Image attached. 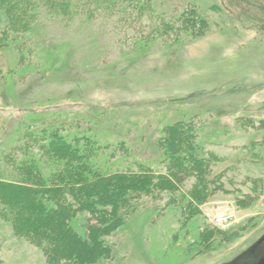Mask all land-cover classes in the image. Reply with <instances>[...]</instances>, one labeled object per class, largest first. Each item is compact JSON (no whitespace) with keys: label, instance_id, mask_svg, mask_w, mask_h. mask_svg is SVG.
Listing matches in <instances>:
<instances>
[{"label":"rangeland","instance_id":"374dc122","mask_svg":"<svg viewBox=\"0 0 264 264\" xmlns=\"http://www.w3.org/2000/svg\"><path fill=\"white\" fill-rule=\"evenodd\" d=\"M75 2L63 16L40 1L0 4V153L60 124L95 138L89 155L106 170L167 174L164 130L182 123L218 187L190 196L195 178L178 169L172 186L118 207L100 236L110 256L91 264H264V0ZM19 12L31 20L20 27ZM190 12L203 31L182 30ZM226 205L235 221L212 224ZM8 220L0 264H52Z\"/></svg>","mask_w":264,"mask_h":264},{"label":"trees","instance_id":"16d2710c","mask_svg":"<svg viewBox=\"0 0 264 264\" xmlns=\"http://www.w3.org/2000/svg\"><path fill=\"white\" fill-rule=\"evenodd\" d=\"M37 1L57 16H63L62 12L66 13L71 2L0 0V4L11 7L23 2L22 6H26L23 12H26L27 7H32V3ZM85 1L93 5L101 2ZM83 3L86 2L79 5L83 7ZM190 14L191 24L187 28L182 24V30L192 29L197 22L200 31L206 27L204 19L196 13ZM5 19L9 20L8 17ZM29 19H23L19 12L11 16L10 22H18L20 27L24 26V20L30 22ZM192 32L199 33V30L192 29ZM6 33L7 30L0 29V46L8 44ZM40 126V135L26 130L32 143L27 145V150L19 144L18 148L0 153V216L11 221L16 234L36 241L49 263L63 260L64 264H91L99 258L109 257L110 248L100 236L119 224L118 207L122 203L130 204L129 200L133 198L148 195L154 186H167L168 183L172 186L171 179L179 178L178 169L188 170V176L195 178L190 196L195 194L198 199H203L209 190L218 187L206 177L210 171L208 159L194 150L195 136L191 127L182 123L166 126L164 130L163 155L172 164L169 167L175 170L156 175L145 172L148 169L141 173L106 170L99 164L97 155H89L92 146L98 145L95 138L79 137L70 128L65 129L67 133L64 136L61 131L64 126L60 124ZM78 224L82 227L81 232H87L91 242H86L79 234ZM105 227L106 231L102 233Z\"/></svg>","mask_w":264,"mask_h":264},{"label":"built area","instance_id":"2783aa9c","mask_svg":"<svg viewBox=\"0 0 264 264\" xmlns=\"http://www.w3.org/2000/svg\"><path fill=\"white\" fill-rule=\"evenodd\" d=\"M212 224L226 227L231 225L235 221V212L234 209L229 207L228 205L223 206V209L216 212L215 215L210 219Z\"/></svg>","mask_w":264,"mask_h":264}]
</instances>
